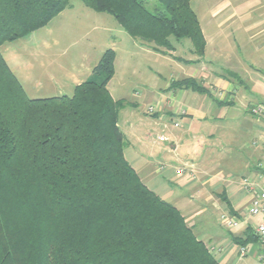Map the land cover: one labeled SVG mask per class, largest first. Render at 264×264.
I'll return each mask as SVG.
<instances>
[{
    "label": "trees",
    "instance_id": "trees-1",
    "mask_svg": "<svg viewBox=\"0 0 264 264\" xmlns=\"http://www.w3.org/2000/svg\"><path fill=\"white\" fill-rule=\"evenodd\" d=\"M71 1L0 0V46L47 24ZM79 1L112 15L155 52L172 51L174 36L204 53L191 0H156L155 11L144 0ZM114 61L107 48L71 95L28 98L0 52V264H218L179 209L125 158L121 104L107 88ZM182 89L219 106L232 103L192 77L167 87ZM255 238L247 227L234 241L242 246Z\"/></svg>",
    "mask_w": 264,
    "mask_h": 264
},
{
    "label": "rangeland",
    "instance_id": "rangeland-1",
    "mask_svg": "<svg viewBox=\"0 0 264 264\" xmlns=\"http://www.w3.org/2000/svg\"><path fill=\"white\" fill-rule=\"evenodd\" d=\"M222 4L234 15L218 26V18H212L210 12ZM144 5L150 11L161 7L156 0H144ZM191 7L207 40L203 57L192 52L189 38L174 36L169 37L172 51L155 52L151 43L129 36L112 15L93 11L79 0H72L69 7L30 34L0 46L28 98L52 97L58 91L71 95L75 84L91 75L102 52L113 49L116 61L107 88L121 104L118 126L125 135V157L150 189L184 214L204 204V193H197L203 175L210 173L216 181H222L239 172L234 167L239 164L236 158L240 155L239 147L249 137V122L253 120L245 103H264V0H191ZM178 58L194 62L184 63ZM201 58L206 72L237 73L249 83L238 85L236 94L229 91L222 95L224 92L219 90L217 96L230 99L233 104L220 108L209 95L188 89L167 90L171 81L202 71L194 65ZM162 88L166 89L161 92ZM175 94L171 108H164H178V114L172 119L156 117L162 111L158 109L160 98L173 99ZM200 102L205 120L194 117L189 121L180 113L188 105L199 109ZM149 106L157 111L149 113ZM174 122L179 126L174 127ZM164 135H169V142L159 141ZM176 137L181 140H174ZM174 141L176 151L169 145ZM168 162L167 169L163 165ZM180 167L185 168L182 176L176 174ZM188 167L193 179L191 184L184 185L182 180L190 174ZM215 195L212 197L216 200ZM218 213L216 209L194 217V231H205L212 224L220 227ZM220 228L225 233L228 230Z\"/></svg>",
    "mask_w": 264,
    "mask_h": 264
},
{
    "label": "crops",
    "instance_id": "crops-1",
    "mask_svg": "<svg viewBox=\"0 0 264 264\" xmlns=\"http://www.w3.org/2000/svg\"><path fill=\"white\" fill-rule=\"evenodd\" d=\"M199 1L201 2L202 0H199ZM223 5L224 4H222L221 6H219V5L215 6V9L213 8L210 12V15L212 16V18H214V19L218 18V26L223 21H227L231 16L233 18V15H234L233 11H230L229 9L227 10ZM198 21H199V19H198ZM199 24H200V22H199ZM200 28H201L202 33L204 35V31H203L201 24H200ZM204 39H205V50H206L207 40L205 38V35H204ZM205 50H204V53H205ZM115 61H116V52H115ZM115 61H114V63H115ZM196 61H198V60H196ZM202 61L203 60L201 58L199 60V62L194 63V65H199V67L201 68L202 71H200V72L194 71L192 74H189L186 77L195 78V79L201 81L204 86L208 85L207 87L210 89V92L217 99L222 100V98L220 96L219 97L217 96V94H219V90L224 92L222 95L228 94L229 91H234V94H236L237 92H239L237 90L238 85L239 86L240 85L241 86L249 85V83H246L243 79L239 78L237 73L231 72V73H227V74L224 73L223 74V73L209 72V70L206 72V70L203 69L204 64H202ZM6 62L9 65L7 60H6ZM82 81H84V80H82ZM82 81H78L75 85L79 84ZM254 82L256 83V81H254ZM255 85H256L255 87L258 88V86L260 84L258 82V84H255ZM165 89L166 88H162L161 92ZM58 92H59V93H57L58 95H65V93L63 91H58ZM58 95H56V96H58ZM175 96H176V94L173 95V99L168 98L166 96H162L160 98V102L158 104V106H159L158 109H159V111H161V110L162 111L159 113L158 116L156 115V117L160 118L161 116L162 117L168 116L169 119H172V116L175 113L178 114V112H177L178 108L176 110H173V111L170 110L169 108L168 109L164 108V107H168V106L171 108V103L174 102ZM234 100H235V95H234ZM201 102L198 105L199 109L194 108L192 105H188L185 109H182L180 113L183 114V116H185V118L189 121H192L195 118H198V120H200V121L205 120L206 116L200 110L201 107H203V104H201ZM231 102H232L231 104L234 103V101H232V100H231ZM250 104H251L250 101L247 100L245 103V106L246 105L250 106ZM220 108H223V106H221ZM252 119L253 120H250V122H249V126H250L249 137L245 141H243V145L241 147H239L240 155L238 158H236L237 161L239 162L238 167H236L237 165L234 166L239 171V172L237 171L238 172L237 174L239 177L236 176L237 175L236 174V175H231L230 177H226L222 181H220V180L216 181L214 175H211L210 173L203 175L204 179L198 184L197 193H199V194L204 193L202 195L203 196L202 202H204V204L200 205L199 208L194 209L192 212H189L186 214H184L179 209V211L185 217L187 224L190 227H192L193 231H194V223H193L194 217L201 215V214H204L206 211L210 212V211L218 209L219 210V213H218V217H219L218 219L219 220H220V215L222 213H225V214H228L231 216H235L241 220L240 225H238L237 227H235L232 230L226 229L225 230L226 233L222 230V228H220L223 226L222 224H220V222H219L220 227H216L215 225L212 224V226H210L209 228H206L205 231H201L198 229H196V231H194L196 236L200 240H202L206 244V246L211 250V253L216 258L218 264H262L260 257L264 255V248L258 243L256 238L253 239L252 241L248 242L245 245L247 247V254L242 259H240L238 257V248L240 247V245L234 241L235 237H244V232H245V229L247 227H249L253 230V228L256 224L264 223V211L257 216H249L248 205L250 203L252 194L249 193L247 191V189H245L243 184H242L243 180L245 178H248L257 187L264 186V144L262 143V140L264 139V116H261V117L253 116ZM168 136H165V141H163V142H169V140L166 139ZM174 140L179 141L181 139H180V137H176ZM176 141H174L175 143H173V142L169 143L170 148L174 151H176V148H177ZM124 156H125V154H124ZM137 156L141 159L143 158V159L147 160L146 157L143 155H141V157L139 155H137ZM157 156H159V154H157ZM184 162H186V161H184ZM258 163H261L260 168L257 167ZM190 164H191L190 166L192 167L193 162ZM169 165L170 164L168 162L167 164H165L163 166L169 167ZM131 166L137 172L136 168L132 164H131ZM168 167H167V169H168ZM199 169L200 168H198V171H199ZM202 172L206 173L205 170ZM137 174H138V172H137ZM187 176L188 177H186L185 179L182 180L184 185L191 184V181L193 179V178L189 177V175H187ZM209 190L213 194H211L209 192ZM214 194H216L215 195L217 197L216 200L212 197V195H214ZM201 206H205L206 209H204ZM209 206L212 207L213 210ZM223 227H225V226H223Z\"/></svg>",
    "mask_w": 264,
    "mask_h": 264
},
{
    "label": "built area",
    "instance_id": "built-area-1",
    "mask_svg": "<svg viewBox=\"0 0 264 264\" xmlns=\"http://www.w3.org/2000/svg\"><path fill=\"white\" fill-rule=\"evenodd\" d=\"M231 97V96H230ZM147 111L149 113H155L157 111V108L154 106H149ZM183 112V111H182ZM249 112L251 115L255 117H261L264 116V103H257L255 105L249 106ZM174 127H178L179 123L174 122ZM159 141H165L164 136L159 137ZM262 143L264 144V139L262 140ZM261 163L257 164V167L260 168ZM189 169V177H192V171ZM185 168L180 167L176 169V174L178 176H182L184 174ZM192 175V176H191ZM243 186L249 193L252 194L250 203L248 205V214L249 216H257L261 214L264 211V186L257 187L250 179L245 178L242 182ZM220 222L223 226H225L228 229H233L241 224V220L235 216H231L225 213H222L220 215ZM253 234L255 235L258 243L264 248V223L256 224L253 228ZM247 247L242 245L238 248V257L240 259L244 258L246 256ZM260 260L262 261V264H264V255L260 257Z\"/></svg>",
    "mask_w": 264,
    "mask_h": 264
}]
</instances>
